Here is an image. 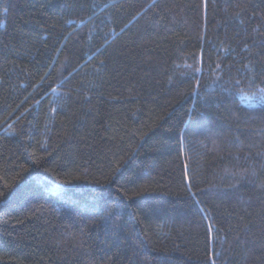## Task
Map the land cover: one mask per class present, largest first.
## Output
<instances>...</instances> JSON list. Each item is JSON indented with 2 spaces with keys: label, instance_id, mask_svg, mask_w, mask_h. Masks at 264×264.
I'll list each match as a JSON object with an SVG mask.
<instances>
[{
  "label": "trees",
  "instance_id": "obj_1",
  "mask_svg": "<svg viewBox=\"0 0 264 264\" xmlns=\"http://www.w3.org/2000/svg\"><path fill=\"white\" fill-rule=\"evenodd\" d=\"M0 264H264V0H0Z\"/></svg>",
  "mask_w": 264,
  "mask_h": 264
},
{
  "label": "rangeland",
  "instance_id": "obj_2",
  "mask_svg": "<svg viewBox=\"0 0 264 264\" xmlns=\"http://www.w3.org/2000/svg\"><path fill=\"white\" fill-rule=\"evenodd\" d=\"M248 100H245L247 103H252V101L249 100V98H247ZM253 100V99H252Z\"/></svg>",
  "mask_w": 264,
  "mask_h": 264
}]
</instances>
